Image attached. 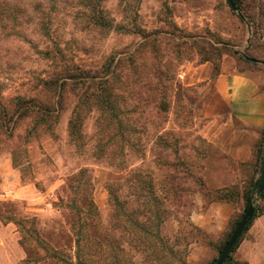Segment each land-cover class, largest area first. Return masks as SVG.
Listing matches in <instances>:
<instances>
[{"label":"rangeland","instance_id":"1","mask_svg":"<svg viewBox=\"0 0 264 264\" xmlns=\"http://www.w3.org/2000/svg\"><path fill=\"white\" fill-rule=\"evenodd\" d=\"M38 2L0 0V259L217 258L262 172L257 142L226 153L202 135L200 88L253 72L264 90V65L243 56L264 61V0H237L241 13L228 0H99L109 27L95 29L79 0ZM18 98L50 117L21 114ZM233 257L264 264V214Z\"/></svg>","mask_w":264,"mask_h":264},{"label":"crops","instance_id":"2","mask_svg":"<svg viewBox=\"0 0 264 264\" xmlns=\"http://www.w3.org/2000/svg\"><path fill=\"white\" fill-rule=\"evenodd\" d=\"M200 89L202 135L222 152L249 153L264 129L260 79L253 72H223ZM1 254L0 264L12 263Z\"/></svg>","mask_w":264,"mask_h":264},{"label":"trees","instance_id":"3","mask_svg":"<svg viewBox=\"0 0 264 264\" xmlns=\"http://www.w3.org/2000/svg\"><path fill=\"white\" fill-rule=\"evenodd\" d=\"M37 1H39L38 5H40L41 2H44V0H37ZM79 1L81 3L82 7L85 6V9H87L86 11L88 12V13H86V12L82 11L81 15L85 16L87 18V20L89 19V23H90V25H91V27L93 29L98 28V27H100V28L109 27V24L106 21V17L103 14V10L100 9L99 3H98L99 0H79ZM236 1L237 0H233L234 4H236ZM55 4H57V3H55ZM236 8L241 13L240 8L239 7H236ZM64 70L66 71V73H68L67 75H69V77H71V74H69V72H68V70H69L68 67H66ZM76 77H79V76H76ZM46 82L49 83L50 81L47 80ZM17 101H18V103H20L19 105L22 106V107L21 106L20 107H21V110H22L21 114H23V115H29V114H38L39 115L40 114L42 116H40V117L38 116V117L40 118L41 121H44L45 118L43 119V116L47 115V117H50V114L52 113L49 109H45V108L42 109L41 106L37 105L34 101H33V103L30 102V101L26 102L23 98H18ZM3 113H4V116H2V117H7V116H5V114H7L6 111H4ZM0 115H1V113H0ZM76 128H77V125L72 123V126H71L72 133H77ZM256 147H257L258 163L260 164V167H261L260 170L262 172L263 171V167H264V129L261 132V135H260L259 140L257 141V146ZM260 183H261V176H259L257 178V180H255V181L253 180L251 182L250 188L247 190V192L244 193V199H245L244 213L241 214L233 222V224H232L231 228L229 229V231H226L223 234L224 237L220 240V242H218L217 249H218L219 255H220L221 251L223 250V248L225 247V245L227 244V242L229 241V239L231 238V236L234 233L235 229L237 228L238 224L242 220L244 214L248 210V208H249V206H250V204H251V202H252V200L254 198L255 192L259 189ZM259 197L261 199L264 198V191L260 194ZM262 214H264V210H263V208L260 205L257 204V210L255 212L254 219L248 224V226L246 227L243 235L251 228V226L254 223V220L257 219ZM243 235L241 236V238L236 243L235 247L232 250L231 255L228 257V259L226 260L225 264H249L248 262L241 261V260L235 259L233 257V253L239 247V245H240V243L242 241ZM209 244L211 245L212 242H210ZM218 257L214 258L212 261H210L207 264H216Z\"/></svg>","mask_w":264,"mask_h":264},{"label":"water","instance_id":"4","mask_svg":"<svg viewBox=\"0 0 264 264\" xmlns=\"http://www.w3.org/2000/svg\"><path fill=\"white\" fill-rule=\"evenodd\" d=\"M228 3L234 11L238 12V9L236 8L233 0H228ZM249 35L251 37V31L249 32ZM249 40H250V38H249ZM246 51H247V49L245 50V52L243 54V56L246 60H249L253 63L264 65V61L249 57ZM263 191H264V167H263V171H262V175H261V183H260L259 189L255 192L254 198H253L248 210L244 214L242 220L238 224V226L235 229L234 233L232 234L231 238L229 239V241L227 242V244L225 245V247L221 251V253L217 259L216 264H225L226 260L231 255L233 248L235 247L236 243L238 242V240L243 235L246 227L254 219L255 212L257 210V199L259 198L260 194Z\"/></svg>","mask_w":264,"mask_h":264}]
</instances>
